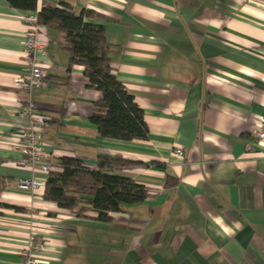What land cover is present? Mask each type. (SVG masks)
Wrapping results in <instances>:
<instances>
[{"label":"crops","instance_id":"1","mask_svg":"<svg viewBox=\"0 0 264 264\" xmlns=\"http://www.w3.org/2000/svg\"><path fill=\"white\" fill-rule=\"evenodd\" d=\"M61 2L97 14L148 135H98L89 113L100 92L82 66L67 70L57 31L41 26L46 77L30 98L47 117L45 153L139 161L122 173L153 194L103 222L93 210L58 209L43 187L18 186L46 173L20 162L26 96L14 80L29 68L30 12L0 0V264H19L34 238L44 243L31 248L39 264H264V139L255 135L264 123V0H39L37 8Z\"/></svg>","mask_w":264,"mask_h":264},{"label":"trees","instance_id":"2","mask_svg":"<svg viewBox=\"0 0 264 264\" xmlns=\"http://www.w3.org/2000/svg\"><path fill=\"white\" fill-rule=\"evenodd\" d=\"M6 1L18 10L34 12L40 26L56 30L57 43L68 55L67 70L73 65L82 66L87 86L100 92V98L90 103L89 113L100 137L125 141L147 138L143 111L115 75L104 26L97 21L93 10L75 11L66 2L56 6L43 4L38 9L39 0ZM139 164L119 154H99L92 163L76 156H59L46 172L42 197L76 216L93 210L96 220L109 221L111 212L140 203L153 194L145 185L122 173L123 169ZM172 181L166 176L164 187Z\"/></svg>","mask_w":264,"mask_h":264},{"label":"built area","instance_id":"3","mask_svg":"<svg viewBox=\"0 0 264 264\" xmlns=\"http://www.w3.org/2000/svg\"><path fill=\"white\" fill-rule=\"evenodd\" d=\"M26 22L24 33V52L29 68L25 75L15 78L14 84L20 88L26 98L18 102V118L22 123V134L20 137L19 151L22 154L21 163L26 166L38 168L47 172L51 165V158L45 153L42 137V129L46 124L47 117L38 110L36 104L31 100L32 90L39 88L46 77L43 66L47 64L46 50L44 44L39 39L40 25L37 23L36 15L30 12L23 16ZM255 135L259 139H264V123H262ZM246 150L251 149V145H245ZM175 154L181 155L180 148L175 150ZM18 186L22 189L42 188V179H20ZM44 245L41 239L34 238L30 246L21 251V261L19 264H39L38 259L32 254L31 248L40 249Z\"/></svg>","mask_w":264,"mask_h":264}]
</instances>
